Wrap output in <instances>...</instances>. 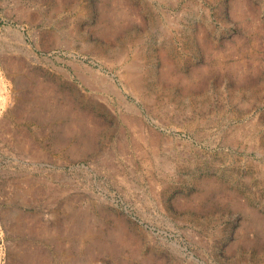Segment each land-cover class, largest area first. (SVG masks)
<instances>
[{
	"label": "rangeland",
	"instance_id": "obj_1",
	"mask_svg": "<svg viewBox=\"0 0 264 264\" xmlns=\"http://www.w3.org/2000/svg\"><path fill=\"white\" fill-rule=\"evenodd\" d=\"M0 264H264V0H0Z\"/></svg>",
	"mask_w": 264,
	"mask_h": 264
}]
</instances>
